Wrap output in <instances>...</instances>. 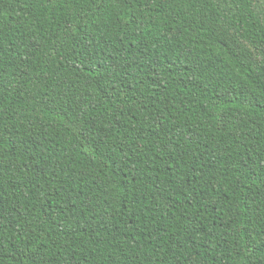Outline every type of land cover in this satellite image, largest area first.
Instances as JSON below:
<instances>
[{
    "label": "trees",
    "instance_id": "obj_1",
    "mask_svg": "<svg viewBox=\"0 0 264 264\" xmlns=\"http://www.w3.org/2000/svg\"><path fill=\"white\" fill-rule=\"evenodd\" d=\"M0 264H264V0H0Z\"/></svg>",
    "mask_w": 264,
    "mask_h": 264
}]
</instances>
